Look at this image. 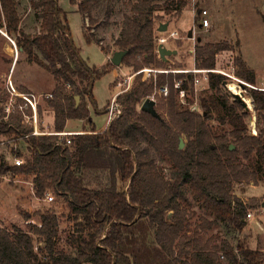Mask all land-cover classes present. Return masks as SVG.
<instances>
[{"label":"trees","instance_id":"trees-1","mask_svg":"<svg viewBox=\"0 0 264 264\" xmlns=\"http://www.w3.org/2000/svg\"><path fill=\"white\" fill-rule=\"evenodd\" d=\"M96 1L69 0L81 15L84 39L107 53L100 39L88 31L96 22L89 16ZM29 3L39 18L36 33L21 29L16 0H0V28L28 62L52 75V98L46 100L53 111L51 129L64 130L69 119L84 120L90 129L68 137H25L31 128L22 125L18 115L6 120L0 115V134L14 143L23 141L27 151L19 165L1 157L0 175H33L35 195L42 197L51 190L63 196L74 220V231L63 244L52 211L39 213L38 224L28 231L16 225L0 227V264H222L220 255L227 264H264V250L251 248L243 240L235 246L226 239L218 245L202 240L198 229L205 231L213 220L200 218L192 236L186 234L189 220L196 216L189 196L238 230L245 224L247 211L258 206L255 198L244 201L232 188L242 182L256 185L264 179V91L249 90L261 121L256 135L248 132L249 111L238 99L230 100L223 93L224 76L213 72H208L206 82L213 93L199 97L200 111L179 103L173 86L175 79H182L189 99L192 73L157 72L151 79L138 74L133 86L116 96L120 113L104 130L96 131L89 114L88 104L96 103L92 89L88 90L92 78L120 65L136 71L167 64L155 52V19L160 17L158 11L180 13L185 0H129L130 13L123 16L120 31L112 40V51L125 50L126 54L119 66L107 61L101 67L89 66L79 57L58 0ZM193 49L194 65L210 69L216 67L217 55L231 50L232 44L227 40L196 41ZM233 62L236 74L254 84L253 68L240 56ZM75 79L84 85L77 86ZM162 86L168 87V94L155 97L160 117L141 110L152 89ZM76 95L80 96L78 104ZM212 120L227 128L215 131ZM183 136L186 141L179 148ZM11 154L22 156L19 148ZM155 156L169 162V176Z\"/></svg>","mask_w":264,"mask_h":264},{"label":"rangeland","instance_id":"rangeland-1","mask_svg":"<svg viewBox=\"0 0 264 264\" xmlns=\"http://www.w3.org/2000/svg\"><path fill=\"white\" fill-rule=\"evenodd\" d=\"M165 0H158L163 2ZM186 4L181 9V12L171 11L165 13L164 11H158L160 16L155 19V36L154 46L156 51V39L158 35H166L171 30L178 31L179 35L183 39L170 40L164 44L165 47L170 49H176L177 52L174 55L167 56L165 61L171 67H179L181 69L193 68L195 64L194 59V44L198 38L200 42H216L227 40L232 44L231 50H225L220 52L216 57V66L228 69L233 63L236 56H240L246 62L248 66L255 71V82L257 86L264 87V31L261 25L262 33H254L252 35L251 30L245 35L244 43L242 44L241 51L234 44L232 29L230 31L223 32V12L221 0H185ZM17 10L21 15L20 27L26 33H36L39 25V18L37 11L31 8L29 0H16ZM58 5L63 12L66 13V20L69 25L71 40L76 48H78L79 57L84 60L89 66L101 67L110 61L113 54L112 40L118 35L120 31V25L125 14L130 13L129 0H98L89 11V16L93 17L96 22L90 25L89 32H92L94 36L100 39V44L108 50L106 53L95 42H87L84 39L82 27L83 22L81 15L76 9V5L70 4L69 0H58ZM107 8V9H106ZM207 10V19L209 21L206 28L199 26L200 15L199 10ZM60 18H63L61 14ZM167 23V30L161 32L158 30V23ZM259 22V21H258ZM85 26L88 23H84ZM192 30L193 38L187 36L188 31ZM167 31V32H166ZM109 55V57L107 56ZM11 63H16L13 69L14 76L22 77L27 83H31L36 92H52L55 81L52 75L42 69L34 62H28L26 60L25 53L21 52L17 47L15 41L5 35V31L0 28V104L6 95L5 83L8 78V71ZM149 68H158L154 65L145 66ZM144 68V67H143ZM117 76L114 77L113 70L105 73L100 78H97L93 82L92 95L96 101L95 104L89 103V114L94 123L96 129H101L104 126L107 127L108 113L104 112L111 106L113 97H111L116 91L123 92L129 90L133 84L136 76L143 73L140 69L133 70L130 67L120 65L115 68ZM142 69V68H141ZM10 72V71H9ZM135 74V75H133ZM133 75L131 81L128 80L123 83L125 77ZM141 76V77H142ZM152 73L145 79H151ZM144 78V77H142ZM122 81V84H118ZM246 81V80H245ZM248 82V81H247ZM77 86L81 87L84 83L75 79ZM17 84V83H16ZM116 84V85H115ZM19 89L23 88V85H17ZM116 86V87H115ZM129 86V87H128ZM223 93L227 94L230 100H233V93L221 85ZM25 88V87H24ZM66 88L70 91L73 87L66 84ZM23 90V89H21ZM125 90V91H123ZM155 91V87L152 89V94ZM213 93V90L207 88L206 82H203L198 86V90L195 93H190L192 99L197 100L199 105V97L201 95H209ZM247 93L249 91L247 88ZM79 96V95H77ZM87 99V97H84ZM178 98V97H177ZM191 100V99H190ZM80 101V96L78 103ZM116 98L114 102L116 103ZM180 103V102H179ZM252 110L249 111V117L246 119L248 132L251 135H256L261 127V121L257 114L254 103H252ZM120 107V106H118ZM139 109V105L137 106ZM121 110V107H120ZM201 108L198 106V110ZM116 112V110H114ZM2 114L0 109V115ZM255 116V133H253V125L249 123L250 116ZM40 119L41 126L43 128H52L53 124V111L46 103L40 104ZM67 128H75V130H89V126L86 125L84 120L69 119ZM254 120V118H252ZM212 128L215 131H220L227 128L226 125L222 126L215 120L210 121ZM105 127V128H106ZM183 142L186 141V137H182ZM19 148L22 152V156H17L22 160L27 156V151L23 141L18 143L12 142L8 136L0 134V158L5 157L10 164H15V156L11 154V150ZM157 162L163 167L164 174L169 176V162L162 160L155 156ZM32 176L17 174L11 176L10 174L0 175V227L10 229L12 225H16L21 229L28 231L32 229V225L38 224V214L45 211H52L56 214L58 219V237L59 241L63 244L65 238L74 231V220L69 215L66 199L58 194L53 193L51 190L45 191L42 197H38L34 193L33 183L31 182ZM239 184V183H238ZM233 185V193L235 196L241 198L244 201H249L251 198H255L258 201V206L253 209H249L254 216L249 219H244V226L241 230L232 227L230 224L220 221L213 215L199 207L198 203L194 201L191 196L190 209L196 212V216L189 220L187 236H192V232L196 226L200 224V218L207 220H213V225L203 231L198 229L201 233L200 238L202 240L210 239L213 245H218L220 240L226 239L232 245H236L237 241L243 240L246 245L254 249L264 250V179L258 180L257 184L242 182L240 185ZM51 195L50 199H46L45 194ZM34 240L37 242V237L34 235ZM221 254V253H219ZM219 261L222 264H227L220 255ZM245 264H248L245 262Z\"/></svg>","mask_w":264,"mask_h":264},{"label":"built area","instance_id":"built-area-1","mask_svg":"<svg viewBox=\"0 0 264 264\" xmlns=\"http://www.w3.org/2000/svg\"><path fill=\"white\" fill-rule=\"evenodd\" d=\"M207 10L206 9H201L199 12L200 15V21H199V26L206 28L208 26V19L206 17L207 15ZM165 32V31H164ZM167 32V31H166ZM156 39V51H157V46L159 44H165L166 42L170 40H177V39H183L182 36L179 35L178 31L176 30H171L166 33V35H158L155 37ZM191 39H194L193 37ZM157 57H159L158 51H157ZM140 72L143 73L144 78L149 77L150 74L152 73L153 77H155V74L157 72H163V73H192L193 75V93H195L198 90V86L202 84L203 82H207V74L208 72H213V73H219L224 76V80L222 81V85L224 87H227V89L230 90L229 84L234 83L237 88L240 90L238 93L231 92L233 93L232 97L235 98V95H237L247 106V109L245 110H252V103L253 100L250 95L247 93V88L248 91L250 89H256V90H261L264 91V87L262 86H257L255 84L249 83L245 81L244 79L240 78L236 74V66L234 65V62L228 67V69H224L221 67L216 66L215 68H199L196 67L195 65L193 68H187V69H181L177 67H171L169 64H166L164 67L161 68H149V67H144L140 69ZM135 75V74H133ZM128 76L127 79L125 77V80L123 83H126L128 80L131 81V77L133 76ZM118 84H122V81H119ZM178 101L186 105L190 110H198V102L197 100L192 99V96H187L186 90L182 87V79H175L174 84H173ZM129 87V86H128ZM5 90H6V95L1 101L0 104V109L2 112V118L3 119H8L11 115L15 114L20 117V122L24 126H29L31 128L30 132L25 134V137H28L29 135H49V134H55L59 137H68L73 134H78V133H64V132H58L54 131L49 132L46 130H43L41 128V122H40V115H39V106L43 102H46L47 99L52 98V92H36L33 90H19L16 87H14L9 80L6 81L5 83ZM125 91V90H123ZM122 91L120 90L119 93ZM168 94V87L167 86H162L160 88H155V91L148 95L147 97L152 98L155 100L156 95H162L166 96ZM118 94H116L113 98V101L111 103V106L108 108V120L107 124L115 118L119 113H120V107L117 103L114 102V99L116 98ZM191 99V100H190ZM116 110V112L114 111ZM254 118V120H252ZM249 123L253 125V133H255V116H250L249 118ZM67 143H70L69 138L66 140ZM23 162V160L19 157L15 158V164L19 165ZM240 185V183L238 184ZM46 199H50L51 195L49 193L45 194ZM254 214L251 211H247L245 219L252 218Z\"/></svg>","mask_w":264,"mask_h":264},{"label":"flooded vegetation","instance_id":"flooded-vegetation-1","mask_svg":"<svg viewBox=\"0 0 264 264\" xmlns=\"http://www.w3.org/2000/svg\"><path fill=\"white\" fill-rule=\"evenodd\" d=\"M223 32L232 29L235 45L241 51L248 30L254 33L264 31V0H221ZM259 21V22H258Z\"/></svg>","mask_w":264,"mask_h":264},{"label":"water","instance_id":"water-1","mask_svg":"<svg viewBox=\"0 0 264 264\" xmlns=\"http://www.w3.org/2000/svg\"><path fill=\"white\" fill-rule=\"evenodd\" d=\"M158 30L161 32H164L165 30H167V23H162V24L160 23ZM187 36L189 38L193 37V33H192L191 29L188 31ZM197 41H200V38H198ZM157 51H158L160 59H162L163 61L167 60V56L176 54V52H177L176 50H172L170 48L165 47L163 44H159L157 46ZM125 54H126L125 50L114 51L111 58H110L111 63H113L116 66H119L121 64L122 59L125 56ZM93 82H94V79L92 78V80L89 83L88 90L92 89ZM235 98L238 99L242 103L244 109H247L246 104L237 95H235ZM78 100H79V96L76 95L75 96L76 104H78ZM140 109L150 113L151 115H153L155 117H160V115L157 113V111L155 109V100L152 98H149V97L145 98L140 105ZM104 111L107 112V109ZM183 145H184V142H183L182 138L180 137L179 138V148H182ZM230 147L232 148L233 145H231Z\"/></svg>","mask_w":264,"mask_h":264},{"label":"crops","instance_id":"crops-1","mask_svg":"<svg viewBox=\"0 0 264 264\" xmlns=\"http://www.w3.org/2000/svg\"><path fill=\"white\" fill-rule=\"evenodd\" d=\"M5 35H6V33H5ZM172 50H176V49H172ZM177 51V50H176ZM175 55V54H174ZM107 56L109 57V55L107 54ZM15 64L16 63H11V65H10V67H9V71H8V78H7V80H9L10 81V83L14 86V87H16L17 89H19L18 88V86L17 85H23L24 87L23 88H21V89H23V90H33V89H35L33 86H32V84L31 83H27L25 80H23L22 79V77H18V76H14V73L12 72L13 71V69H14V67H15ZM14 66V67H13ZM117 71H116V69H113V75H114V77H116L117 76ZM6 80V81H7ZM17 83V84H16ZM116 85V84H115ZM116 87V86H115ZM21 89H19V90H21ZM116 94H119V91H116L111 97H113L114 98V96L116 95ZM43 103H46V102H43ZM47 104V103H46ZM104 110H106V109H104ZM103 110V111H104ZM104 112H106V111H104ZM108 113V112H107ZM39 115H40V106H39ZM70 120H67L66 121V124H65V127H64V130H62V131H58V132H64V133H84V132H88V131H84V130H75V128H71V129H69V128H67L66 126H67V123L69 122ZM82 121V120H81ZM40 122H41V119H40ZM105 127L106 126H104L103 128H101V129H96V131H102V130H104L105 129ZM41 128L43 129V130H46V131H49V132H53V130L52 129H48V128H43L42 126H41ZM49 135H55V134H49ZM57 136V135H56ZM32 176V178H33V175H31ZM31 182H32V179H31ZM0 183H1V181H0ZM264 204V203H263Z\"/></svg>","mask_w":264,"mask_h":264},{"label":"bare ground","instance_id":"bare-ground-1","mask_svg":"<svg viewBox=\"0 0 264 264\" xmlns=\"http://www.w3.org/2000/svg\"><path fill=\"white\" fill-rule=\"evenodd\" d=\"M229 88L232 92H235V93H238L240 91L234 83H230Z\"/></svg>","mask_w":264,"mask_h":264}]
</instances>
